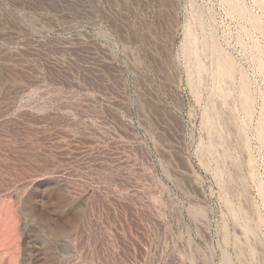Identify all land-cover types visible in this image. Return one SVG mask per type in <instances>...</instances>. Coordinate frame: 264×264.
<instances>
[{
  "label": "rangeland",
  "instance_id": "374dc122",
  "mask_svg": "<svg viewBox=\"0 0 264 264\" xmlns=\"http://www.w3.org/2000/svg\"><path fill=\"white\" fill-rule=\"evenodd\" d=\"M0 264H264V0H0Z\"/></svg>",
  "mask_w": 264,
  "mask_h": 264
}]
</instances>
